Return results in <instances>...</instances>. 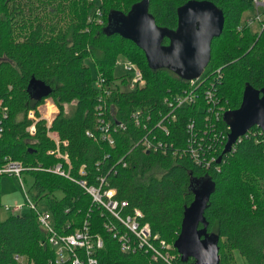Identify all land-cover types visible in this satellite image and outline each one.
I'll return each mask as SVG.
<instances>
[{"label": "trees", "instance_id": "1", "mask_svg": "<svg viewBox=\"0 0 264 264\" xmlns=\"http://www.w3.org/2000/svg\"><path fill=\"white\" fill-rule=\"evenodd\" d=\"M138 1L0 0V108L6 107L7 113L5 118L0 116V164L7 157L27 168L25 173L34 178L30 195L37 204L46 199L58 232H73L87 220L90 233L103 240L97 251L99 264L168 263L153 259L143 249L121 251L104 227L107 213L103 208L92 202L76 180L47 170L60 161L48 130L57 133L60 150L68 153L72 178L95 183V176H104L109 187L116 188V197L127 201L125 212L140 209L152 233L171 245L174 264L193 262L191 258L181 261L172 243L179 234L183 211L193 199L194 184L203 180L213 186L202 216L207 222L205 232L218 236L219 264H236L234 249L248 264H264V135L258 126L238 138L230 152L220 149L219 159L208 166L195 163L189 155L188 143L199 139L206 127L203 113L195 106L173 111L175 119L167 135L154 130L168 151L147 152L139 143L147 131L134 124L132 113L141 109L144 118L169 111L163 98L180 93L187 80L167 68H150L132 41L104 31L110 11L126 13ZM185 1L149 0L148 9L159 26L173 29L177 7ZM209 1L221 9L224 26L210 42L204 83L215 80L217 98L232 110L239 107L245 84L257 89L264 86V26L251 32L241 20L253 0ZM120 58L141 70L142 85L126 89L125 74L119 76L123 88L113 84ZM87 60L92 61L97 76L92 75ZM99 75L106 79L108 91L94 85ZM31 78L48 86L47 96H31ZM47 99L55 104L57 114L49 128L44 118L36 121L31 133L27 113L33 110L40 117L38 107ZM99 111L111 126L118 121L126 124L124 129L110 128L107 136L113 144L102 137ZM191 121L195 124L189 132ZM226 124L221 116L217 127L227 133ZM83 164L86 174L81 176ZM57 191L61 197L55 195ZM24 207L0 219V264H20L16 256H25V264H56L55 248L47 242L36 209Z\"/></svg>", "mask_w": 264, "mask_h": 264}, {"label": "built area", "instance_id": "2", "mask_svg": "<svg viewBox=\"0 0 264 264\" xmlns=\"http://www.w3.org/2000/svg\"><path fill=\"white\" fill-rule=\"evenodd\" d=\"M253 2L254 4L261 3L263 5V2L259 0H253ZM124 61V70L134 74V79L129 83H126V89L142 85L144 83V78L141 70L134 62L126 59H124ZM216 77L220 79L219 74ZM206 80L207 78L203 75L202 71L197 77L187 80L186 87L182 88L180 93H172L168 97L163 98L166 107L171 108L167 112L159 111L157 115H152L150 113L145 114L146 116L144 118V114H142L141 109L132 113L131 117L134 124L137 127L141 126L145 131H147V134H145L139 141L145 151L149 152L150 150H153L161 151L163 153L168 151L167 144H165L162 140H158L159 138L154 133V130L163 132L167 135L169 133V126L175 119L173 111L178 108H185L186 106H195L203 113L206 127H204L205 129L202 131L199 139L192 140L191 143H188V147L190 148L188 149L190 152L189 155L192 157L194 162L199 165L203 164L204 166H208L210 165V162L216 161V157L218 158L217 153L220 149L223 150V145L228 134L225 133V130L223 131V129H219L217 124L219 123L223 112L229 110L230 107L221 103L220 99L217 98L218 92L216 90L217 87L215 86V80L209 82L208 85L204 83ZM97 85L98 87H103L105 89L106 79L99 75ZM123 87L124 84L121 82L120 88ZM47 103L48 102H44V108L47 106ZM51 106L53 107L54 105L51 104ZM98 109H100V106H98ZM38 111L40 113V106L38 107ZM98 114L100 123L99 128L103 138H108L107 135H109L111 127H113V130L117 128L124 129L126 127V124L123 121H118L115 125L111 126L110 122L104 121V118L101 116V111H99ZM6 115V107L0 108L1 118H5ZM27 115L28 118L32 120V123L27 127V130L34 133L36 121L44 117L41 115L40 117H36L33 110H30ZM53 117L54 116L46 121L48 128ZM194 124V121H191L187 125L189 132L193 129ZM86 134L93 136L89 130L86 131ZM47 135L54 140V150L56 156L60 158V161L55 163L52 167L47 168V170L68 177L71 180H76L92 197V202L103 208L105 213H107L104 227L114 238L117 239L120 250L123 252H135L143 249L145 252H149L153 259L159 257L168 264H174L171 261V245L164 240L159 239L157 234L152 233L149 223L143 221V214L141 210L134 208L130 212L126 213L125 209L128 206L127 201L116 197V188L109 187V181L104 176H95V183L88 182L86 178H81L79 180L72 178V166L69 155L67 152L60 150V140L57 133L48 130ZM108 139L110 144H113V140L110 138ZM62 144H66V141H63ZM51 152L52 151H50V153ZM123 165L126 166L127 163L124 162ZM84 166L85 165L83 164L79 169V174L81 176L86 174ZM26 169L27 168L19 161L12 160L7 157L5 158V161L0 164V174L14 175L19 180V184L25 196L23 204L13 206L6 205L5 210L18 212L23 206L36 209L38 213L37 220L40 227L47 235V242L55 248L54 262L56 264H99L97 251L103 245L102 238L96 235L93 236L90 233L87 220L84 221L81 228H78L73 232H58L53 225L50 211H39L37 209V203L33 200L30 192L26 189L22 176ZM16 259H18L20 264H25L27 258L25 256H16Z\"/></svg>", "mask_w": 264, "mask_h": 264}, {"label": "water", "instance_id": "3", "mask_svg": "<svg viewBox=\"0 0 264 264\" xmlns=\"http://www.w3.org/2000/svg\"><path fill=\"white\" fill-rule=\"evenodd\" d=\"M148 6L149 0H140L126 13L110 11L104 31L132 41L152 69L167 68L187 80L197 77L208 64L212 38L218 37L224 26L221 9L209 0H187L177 7V25L171 29L159 26ZM164 39L168 41L165 44ZM28 87L36 99L49 93L48 86L35 78L30 79ZM242 90L239 107L222 114L228 129L222 153L230 152L234 142L252 126H258L264 135V86L257 89L245 84ZM212 187L204 180L195 183L193 199L183 211L179 234L172 243L183 262L188 258L194 261L192 264L220 262L218 236L206 235L207 222L202 216ZM199 223L201 227L197 228Z\"/></svg>", "mask_w": 264, "mask_h": 264}, {"label": "rangeland", "instance_id": "4", "mask_svg": "<svg viewBox=\"0 0 264 264\" xmlns=\"http://www.w3.org/2000/svg\"><path fill=\"white\" fill-rule=\"evenodd\" d=\"M241 20L249 24L251 32L258 31L260 28L264 26V6L261 3L254 4L253 2V7L242 14ZM124 62H125L124 59L120 58L116 65L114 72L115 79L113 81L114 85H119V86L121 85V78L119 76L122 74H125L126 83H129L131 80L134 79V74L132 72H127L124 70V66H123ZM87 64L90 66V71L92 75L94 77L97 76V72L92 61L87 60ZM94 85H97V81L94 82ZM46 102L48 103L45 108L44 105L40 106V114L47 121L48 119L52 118V116L55 117L58 110L51 99H47L45 103ZM51 104H53L54 106L52 107ZM71 106L70 107L68 106V108L71 109ZM22 176L24 179V185L26 189L29 191V189L33 185L34 178L30 174L25 172L22 174ZM55 195L57 197H61L62 193L57 191ZM24 201H25V196L19 184V180L14 175H9V174L0 175V219H4L11 214V211L5 210L6 205L13 206L17 204H23ZM26 208L27 207H24L23 209ZM37 209L39 211L48 210L46 206V199H41L38 202ZM232 255L236 261V264H248L246 260L243 259V257L239 254V252L236 251L235 249L234 251H232Z\"/></svg>", "mask_w": 264, "mask_h": 264}, {"label": "flooded vegetation", "instance_id": "5", "mask_svg": "<svg viewBox=\"0 0 264 264\" xmlns=\"http://www.w3.org/2000/svg\"><path fill=\"white\" fill-rule=\"evenodd\" d=\"M200 227H201V224L199 223L198 226H197V228H200ZM206 233H207V234H206L207 236H211V235L208 234V232H206ZM191 260H192V259H191ZM193 262H194V261H193ZM193 262H192V263H193Z\"/></svg>", "mask_w": 264, "mask_h": 264}]
</instances>
